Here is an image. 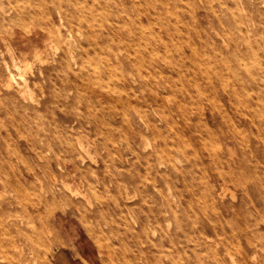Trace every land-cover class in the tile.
Instances as JSON below:
<instances>
[{
    "label": "rangeland",
    "instance_id": "1",
    "mask_svg": "<svg viewBox=\"0 0 264 264\" xmlns=\"http://www.w3.org/2000/svg\"><path fill=\"white\" fill-rule=\"evenodd\" d=\"M63 221L101 264H264V0H0V264Z\"/></svg>",
    "mask_w": 264,
    "mask_h": 264
},
{
    "label": "crops",
    "instance_id": "2",
    "mask_svg": "<svg viewBox=\"0 0 264 264\" xmlns=\"http://www.w3.org/2000/svg\"><path fill=\"white\" fill-rule=\"evenodd\" d=\"M77 229L65 221L58 224V238L49 264H101L86 240L78 238Z\"/></svg>",
    "mask_w": 264,
    "mask_h": 264
},
{
    "label": "bare ground",
    "instance_id": "3",
    "mask_svg": "<svg viewBox=\"0 0 264 264\" xmlns=\"http://www.w3.org/2000/svg\"><path fill=\"white\" fill-rule=\"evenodd\" d=\"M57 12L62 15L61 9L57 10ZM35 58H37V57H35ZM11 62H12L13 68L17 70L18 79H19V81H14L13 84H15V82H16V85L18 86V89H19V92H20V96L23 99L26 98L28 100L30 98V100H32L33 95L31 93V91L27 88V84H26L27 83V78L25 77V75L23 73V69L21 68L22 65H23L24 68H28L29 67V64L28 63H24V62L21 63V61L18 59V57H16L15 55H12V54H11ZM8 75H9L10 78H14L13 74L10 71H9V74ZM6 85H7V83H6Z\"/></svg>",
    "mask_w": 264,
    "mask_h": 264
}]
</instances>
